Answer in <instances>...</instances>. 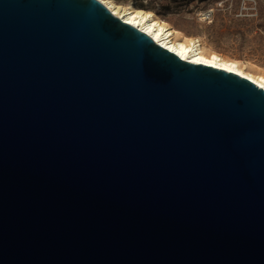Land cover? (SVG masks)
I'll use <instances>...</instances> for the list:
<instances>
[{"label":"water","instance_id":"water-1","mask_svg":"<svg viewBox=\"0 0 264 264\" xmlns=\"http://www.w3.org/2000/svg\"><path fill=\"white\" fill-rule=\"evenodd\" d=\"M0 264H264V90L99 0H0Z\"/></svg>","mask_w":264,"mask_h":264},{"label":"rangeland","instance_id":"rangeland-1","mask_svg":"<svg viewBox=\"0 0 264 264\" xmlns=\"http://www.w3.org/2000/svg\"><path fill=\"white\" fill-rule=\"evenodd\" d=\"M147 7L203 45L264 74V0H114Z\"/></svg>","mask_w":264,"mask_h":264},{"label":"bare ground","instance_id":"bare-ground-1","mask_svg":"<svg viewBox=\"0 0 264 264\" xmlns=\"http://www.w3.org/2000/svg\"><path fill=\"white\" fill-rule=\"evenodd\" d=\"M112 14L127 24L135 26L148 34L156 43L175 53L180 58L194 63H203L222 68L243 76L264 90V74L254 73L240 61L221 56L206 48L199 36L189 37L174 26L158 19L154 12L147 7L134 6L132 2L116 3L114 0H99ZM147 4V0L144 1Z\"/></svg>","mask_w":264,"mask_h":264},{"label":"snow or ice","instance_id":"snow-or-ice-1","mask_svg":"<svg viewBox=\"0 0 264 264\" xmlns=\"http://www.w3.org/2000/svg\"><path fill=\"white\" fill-rule=\"evenodd\" d=\"M261 87H264V85H261Z\"/></svg>","mask_w":264,"mask_h":264}]
</instances>
